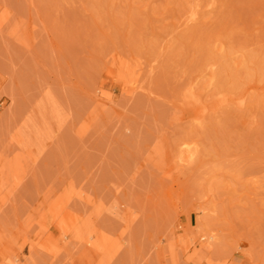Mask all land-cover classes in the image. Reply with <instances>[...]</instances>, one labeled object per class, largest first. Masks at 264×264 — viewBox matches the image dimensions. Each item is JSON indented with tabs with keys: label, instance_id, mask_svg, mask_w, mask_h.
I'll return each mask as SVG.
<instances>
[{
	"label": "rangeland",
	"instance_id": "obj_1",
	"mask_svg": "<svg viewBox=\"0 0 264 264\" xmlns=\"http://www.w3.org/2000/svg\"><path fill=\"white\" fill-rule=\"evenodd\" d=\"M0 264H264V0H0Z\"/></svg>",
	"mask_w": 264,
	"mask_h": 264
},
{
	"label": "bare ground",
	"instance_id": "obj_2",
	"mask_svg": "<svg viewBox=\"0 0 264 264\" xmlns=\"http://www.w3.org/2000/svg\"><path fill=\"white\" fill-rule=\"evenodd\" d=\"M201 112H202L201 109L197 111L198 114H200ZM87 243L90 244L91 242L88 240Z\"/></svg>",
	"mask_w": 264,
	"mask_h": 264
}]
</instances>
